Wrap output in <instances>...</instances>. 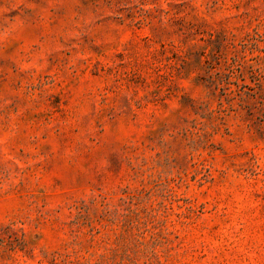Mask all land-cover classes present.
Returning a JSON list of instances; mask_svg holds the SVG:
<instances>
[{"label": "rangeland", "instance_id": "1", "mask_svg": "<svg viewBox=\"0 0 264 264\" xmlns=\"http://www.w3.org/2000/svg\"><path fill=\"white\" fill-rule=\"evenodd\" d=\"M0 264H264V0H0Z\"/></svg>", "mask_w": 264, "mask_h": 264}]
</instances>
